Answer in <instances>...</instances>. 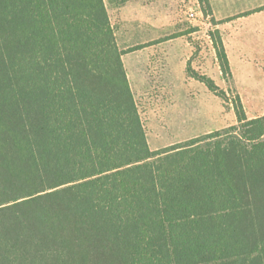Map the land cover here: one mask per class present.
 Segmentation results:
<instances>
[{
  "label": "trees",
  "instance_id": "obj_1",
  "mask_svg": "<svg viewBox=\"0 0 264 264\" xmlns=\"http://www.w3.org/2000/svg\"><path fill=\"white\" fill-rule=\"evenodd\" d=\"M126 51L106 0H0V264H264V115L152 149Z\"/></svg>",
  "mask_w": 264,
  "mask_h": 264
},
{
  "label": "rangeland",
  "instance_id": "obj_2",
  "mask_svg": "<svg viewBox=\"0 0 264 264\" xmlns=\"http://www.w3.org/2000/svg\"><path fill=\"white\" fill-rule=\"evenodd\" d=\"M106 1L120 48L144 46L123 59L152 149L239 124V97L249 118L264 115V60H251L239 81L225 77L212 19L201 16L197 0H160L154 10L128 8L122 15ZM187 64L211 77L227 99L186 75Z\"/></svg>",
  "mask_w": 264,
  "mask_h": 264
},
{
  "label": "crops",
  "instance_id": "obj_3",
  "mask_svg": "<svg viewBox=\"0 0 264 264\" xmlns=\"http://www.w3.org/2000/svg\"><path fill=\"white\" fill-rule=\"evenodd\" d=\"M209 1L212 14L207 16L214 19L213 36L220 37L224 45L231 66V80L239 81L238 74L246 71L251 60L256 63L264 60V0ZM158 3L160 0H127L117 9L122 15L128 8L154 10ZM184 71L187 75V67Z\"/></svg>",
  "mask_w": 264,
  "mask_h": 264
},
{
  "label": "built area",
  "instance_id": "obj_4",
  "mask_svg": "<svg viewBox=\"0 0 264 264\" xmlns=\"http://www.w3.org/2000/svg\"><path fill=\"white\" fill-rule=\"evenodd\" d=\"M200 7H201V6H200ZM199 11H200V13H201V16H203V17H204L205 13L203 12V10H202V9H200ZM196 15H197V13H196V12H191V14H190V16H191V17H195Z\"/></svg>",
  "mask_w": 264,
  "mask_h": 264
}]
</instances>
